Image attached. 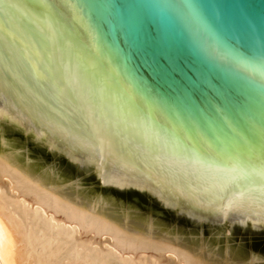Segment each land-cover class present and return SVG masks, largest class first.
Segmentation results:
<instances>
[{
    "label": "water",
    "instance_id": "1",
    "mask_svg": "<svg viewBox=\"0 0 264 264\" xmlns=\"http://www.w3.org/2000/svg\"><path fill=\"white\" fill-rule=\"evenodd\" d=\"M0 155L124 225L264 260V0H0Z\"/></svg>",
    "mask_w": 264,
    "mask_h": 264
},
{
    "label": "bare ground",
    "instance_id": "2",
    "mask_svg": "<svg viewBox=\"0 0 264 264\" xmlns=\"http://www.w3.org/2000/svg\"><path fill=\"white\" fill-rule=\"evenodd\" d=\"M61 254L91 264L221 260L69 201L0 155V264H56Z\"/></svg>",
    "mask_w": 264,
    "mask_h": 264
},
{
    "label": "rangeland",
    "instance_id": "3",
    "mask_svg": "<svg viewBox=\"0 0 264 264\" xmlns=\"http://www.w3.org/2000/svg\"><path fill=\"white\" fill-rule=\"evenodd\" d=\"M63 246H66V244H63L62 246L61 245H59V248L61 249H63ZM65 248V247H64ZM68 257H69V255H68ZM75 257L76 256H74V257H71V258H68L67 259V257H66V255H63V254H61L60 256H59V261L57 260V262H56V264H69V263H67V262H70V264H71V262L73 263V264H79L80 262H82V261H85V260H83V259H80L79 257L77 258L76 257V259H75ZM60 258H61V260H60ZM66 258V259H65ZM221 259V258H220ZM75 260H77L76 261V263H75ZM25 261V262H24ZM22 260V263L24 264V263H27L28 261L25 259V260ZM242 262L243 264H249L250 262L252 263V264H264V260H256V259H221L220 260V264H229V263H231V262ZM89 262V261H88ZM88 262L87 261H85L84 263H86V264H88ZM89 264H91L90 262H89Z\"/></svg>",
    "mask_w": 264,
    "mask_h": 264
}]
</instances>
